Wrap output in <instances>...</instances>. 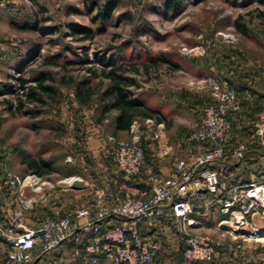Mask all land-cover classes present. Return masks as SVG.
<instances>
[{
	"label": "rangeland",
	"instance_id": "1",
	"mask_svg": "<svg viewBox=\"0 0 264 264\" xmlns=\"http://www.w3.org/2000/svg\"><path fill=\"white\" fill-rule=\"evenodd\" d=\"M93 1L94 6L89 0H0V155L7 153L5 168L49 175L54 182L68 177L65 167L76 168L75 174L93 184L90 192H84L86 200L93 199L96 189H103L101 172L82 162L78 149V143H86V130L109 125L99 118L103 106L99 96L108 84L99 76L104 68L101 57L113 61L121 69L118 73L133 81L130 90L167 113L166 123L180 127L172 132L179 141L169 160L173 166L186 156V134L201 118L203 108L213 103L201 84L209 77L219 80L207 69L215 46L237 45L244 37L234 27L237 18L243 25L264 30L260 0H184L174 13L163 7L162 0H115L116 7L104 22L96 13L106 0ZM43 27L47 28L44 32ZM198 46L204 48L203 54L182 51ZM30 88L40 100L26 96ZM137 122L142 141L144 131ZM106 142L111 143L110 138ZM146 155L150 167H155L156 158L150 151ZM30 158L52 160L40 174L27 168L25 161ZM113 170L114 177L124 181ZM132 181L141 183L140 179L127 183ZM217 217L210 213L198 232L218 236ZM255 222L264 231L260 215ZM241 231L253 232L250 228ZM160 237L159 264H183L178 255L181 237L170 228ZM71 253L66 246L41 264H70ZM208 264H264V236L240 233L232 240L226 234Z\"/></svg>",
	"mask_w": 264,
	"mask_h": 264
},
{
	"label": "built area",
	"instance_id": "2",
	"mask_svg": "<svg viewBox=\"0 0 264 264\" xmlns=\"http://www.w3.org/2000/svg\"><path fill=\"white\" fill-rule=\"evenodd\" d=\"M182 51L205 52L199 46L184 47ZM201 88L210 94L213 103L203 108L201 118L185 138L186 156L177 161L172 175L160 178L147 164L142 133L134 120L128 140L110 138L107 156L126 179H140L144 187L121 182L110 202L105 188L96 189L94 204L74 207L62 216L48 214L33 228L25 226L24 217L35 201L19 196L20 208L8 223L0 211V236L10 246L7 264H33L69 241L80 243L81 235H87L84 247L72 248L70 264H155L161 223L173 227L177 236L184 238L183 264L210 263L226 234L236 240V231H259L255 217L260 215L264 221V178L228 184L220 179L218 168L225 161L242 160L247 152L245 143H228L231 120L240 110L237 93L226 80L213 77L203 80ZM154 123L152 118L145 119L146 125ZM159 134L160 130L155 131L152 137L158 139ZM257 134L264 135V116L257 124ZM194 145L203 148L193 150ZM74 180L81 179L70 176L54 182L36 173H6L5 183L18 195L29 190L45 201L57 188L70 190ZM210 213L221 216L217 222L219 235L215 237L198 232L204 226L201 218Z\"/></svg>",
	"mask_w": 264,
	"mask_h": 264
},
{
	"label": "crops",
	"instance_id": "3",
	"mask_svg": "<svg viewBox=\"0 0 264 264\" xmlns=\"http://www.w3.org/2000/svg\"><path fill=\"white\" fill-rule=\"evenodd\" d=\"M251 31L252 33L244 35L237 45H225L220 48L217 46L212 52V60L209 59L210 62L207 65V69L212 72L209 75L213 74L226 80L224 76H231L233 73L234 68L231 63L237 62L238 73L241 79L237 88H232L228 80H226L229 86L236 91L240 102V110L231 120V136L228 143L233 145L245 143L247 152L242 160L238 162L225 161L223 165L218 167L221 174L220 179L228 184H246L251 180L264 178V135L257 134V124L261 121V117L264 116V30L252 28ZM220 67L221 69H219ZM208 100L209 98L207 101ZM147 105L153 108V105L149 102ZM161 112L166 118L167 113L165 111ZM108 114L109 113L105 114V118L101 121L109 123L108 127L104 125L99 126V124H97L94 129L86 130L84 133L86 143H78V149L80 148L79 152H81L79 159L82 162L88 160L90 165H94L96 169L101 172L102 176L100 183L101 186H103L102 188L108 190V185L110 187V185L113 184L114 187H112L111 190H114L117 185L115 184L116 180L113 175V166L107 158V150L110 147V143H107L106 140H109L111 137L128 138L129 133L128 131L115 132L113 124L108 121L111 120V117H113L116 112L112 111V113H110V118ZM166 120L167 119H165L164 122L158 123L154 119L155 123L153 126L146 125L145 119L139 120L144 131L142 142L146 144L144 148L145 155L146 152L148 153V151H150L156 158V160H154L156 166L152 168L155 174L160 178H165L173 174L175 164L172 166L170 163L169 165V160L174 153L176 143H179L178 138L174 136L172 132L178 131L177 129H180V127H173L171 123H166ZM158 124H162V127L158 128ZM158 130H160V136L158 139H154L152 133ZM7 159L8 158L0 164L2 173H4V175L0 177V211L5 223H8L13 213L20 208V203L18 201L19 196L23 198H32L35 201L33 209L26 212L24 217L25 226L32 228L38 226L39 221L44 217L45 213L60 216L63 212L71 211L74 207L94 204L96 202V194L93 195L94 197L92 200H86L85 195L86 192H90L88 188L92 187L93 184L90 183V180H86V178L77 174H72L68 177L76 176L82 180V187L78 190L70 189L63 192L57 188L50 193V196L45 201L41 200L38 194L32 193L29 190L23 191L18 195L16 191L7 187L5 183L6 173L18 175H25L27 173L26 170H19L21 173H17L6 169L5 165L7 164ZM109 166H112V169L109 170ZM47 177L50 176L48 175ZM131 185L144 187V185L139 182ZM109 191L110 190H108L106 197H110L111 192ZM205 197L208 196L205 195ZM73 199H78V201ZM106 200L108 202L111 201L109 198H106ZM217 216V218L221 219L219 214H217ZM201 220L203 224L208 221L206 218H201ZM169 228L174 231V228L167 226V224L161 223L159 225L162 234H167ZM9 248V243L0 236V264H5V253ZM100 264L109 263L102 262Z\"/></svg>",
	"mask_w": 264,
	"mask_h": 264
},
{
	"label": "trees",
	"instance_id": "4",
	"mask_svg": "<svg viewBox=\"0 0 264 264\" xmlns=\"http://www.w3.org/2000/svg\"><path fill=\"white\" fill-rule=\"evenodd\" d=\"M86 1H88V0H86ZM89 2L91 3V5L94 6L93 0H89ZM183 2H184V0H162V5L165 9L172 11L174 13L180 9ZM260 2L264 3V0H260ZM115 7H116V1L115 0H106L103 3V5H101L98 8V11L96 13V17L99 20L104 22L107 18H109L111 16ZM262 15L264 16V11H263ZM239 19L240 18H237L234 21L235 29L243 35H249L250 33H252V31H251L252 28H250L248 25L241 24ZM41 30L44 32L47 30V28L43 27V28H41ZM80 31L89 32V30H86L84 28H81ZM215 48H217V46H215ZM213 50H215V49H213ZM100 59H101V63L104 66V68L100 70L99 76H101L102 78H104L108 81L106 88L102 91V93L99 96V102L103 103V106L100 109L101 110L100 111V117H99L100 121H102L105 118L104 117L105 114L112 112V111H115L116 114L113 117H111V120L109 121L113 124L115 132L128 131L131 123L134 120L138 121L140 119L152 118V119H155L156 122H158V123L165 121L166 118L160 110L149 107L147 105L145 99L142 98V96L140 94H136L132 90H130V87L132 86L133 81H131L130 79H128L126 77H123L122 75H120L118 73L119 70H121L120 67H116L115 63H113V61H111L109 59H105L103 57H101ZM231 65L234 68L232 75L231 76L225 75L224 78L226 80H228V82L230 83V86L232 88H237L241 82V79H240L239 73H238V63L233 62V63H231ZM106 68H108V70H106ZM219 69H221V67ZM211 75L216 76L213 74H211ZM216 77L221 78L219 76H216ZM42 82H43V79L40 78L39 79V86L40 87L42 86ZM43 89L52 90L49 87H43ZM80 91H81V89H78L76 92V95L79 96ZM26 96L28 98H36L37 101L40 100L39 98L35 97V92H34L33 88L27 89ZM21 104H22V102L20 101V104L18 106H20ZM201 116H202V113H201ZM189 133H190V131L186 134L185 138L188 136ZM141 143H143V142L141 141ZM6 157H7L6 152H4L2 155H0V164H2L3 161H5ZM107 158L111 162L114 169L118 170L115 167V164L113 163L112 159L109 158L108 156H107ZM145 158H146V155H145ZM51 160L52 159H42V158L33 159V158H30V159H27L25 161V163L27 165V168L30 171L37 172V173L41 174L42 168L50 167ZM86 162H87V164L90 163L88 160ZM146 162H147V164L151 165L149 160H147ZM223 163L221 165H223ZM76 172H77L76 168L65 167V173H66L65 175L66 176L75 174ZM118 172H120V171L118 170ZM1 175H3V173H2V168L0 167V177H1ZM115 180H116L115 184L117 185L121 182H127V180H130V179L124 178V181H121V179H119L118 177H115ZM133 181L129 184H134L135 181L134 182ZM112 187H114L113 184L110 185V187L108 185V188H107L108 190H110L109 192H111L110 198H109L110 200H111V196L115 192L114 190H116V189L111 190ZM69 212L70 211H65L62 213V215L69 213ZM48 214H50V213H45L44 216H46ZM86 238H87V235H81L80 243L75 244L73 241H69L68 243H66V245L57 248L56 250H54L49 255L41 257L40 259L35 261L33 264L43 263L45 260L48 259L47 257H49L50 255H52V256L53 255H56V256L59 255L62 252V249L66 246H67V248H70L71 250H72V248H79L81 250L84 247ZM159 238H160L159 239L160 240V248H159L157 255H156V258H155V262H154L155 264H159V260L162 257L161 255H162L163 243H161V237H159ZM180 241H181L180 251H179L178 255L183 262V251L185 250L186 245L184 243L183 237L180 238ZM35 252H38L37 249L35 250ZM6 253H5V263H7L6 262ZM196 264H208V263H196Z\"/></svg>",
	"mask_w": 264,
	"mask_h": 264
},
{
	"label": "water",
	"instance_id": "5",
	"mask_svg": "<svg viewBox=\"0 0 264 264\" xmlns=\"http://www.w3.org/2000/svg\"><path fill=\"white\" fill-rule=\"evenodd\" d=\"M82 187V181L81 180H74L72 183H71V189L73 190H78ZM260 233L259 234H264V231H259ZM242 234V233H246L248 235H250V232H244V231H236L235 234L236 235H239V234Z\"/></svg>",
	"mask_w": 264,
	"mask_h": 264
},
{
	"label": "bare ground",
	"instance_id": "6",
	"mask_svg": "<svg viewBox=\"0 0 264 264\" xmlns=\"http://www.w3.org/2000/svg\"><path fill=\"white\" fill-rule=\"evenodd\" d=\"M260 232L259 231H253L250 233V235H253V236H260L261 234H259ZM261 236H264V234H262Z\"/></svg>",
	"mask_w": 264,
	"mask_h": 264
}]
</instances>
